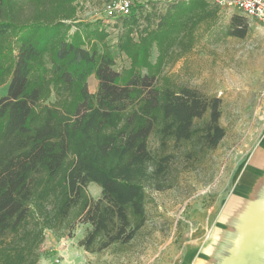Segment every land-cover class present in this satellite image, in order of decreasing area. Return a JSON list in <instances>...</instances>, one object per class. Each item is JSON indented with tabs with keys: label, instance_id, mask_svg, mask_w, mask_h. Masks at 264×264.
I'll list each match as a JSON object with an SVG mask.
<instances>
[{
	"label": "trees",
	"instance_id": "16d2710c",
	"mask_svg": "<svg viewBox=\"0 0 264 264\" xmlns=\"http://www.w3.org/2000/svg\"><path fill=\"white\" fill-rule=\"evenodd\" d=\"M77 1L0 0V264H38L45 233L77 223L90 227L78 243L86 252L129 243L147 191L169 189L178 160L197 163L225 137L220 100L163 74L218 24V8L134 2L112 21L129 63L116 72L106 25L80 22ZM247 27L233 16L226 33L243 39Z\"/></svg>",
	"mask_w": 264,
	"mask_h": 264
},
{
	"label": "rangeland",
	"instance_id": "374dc122",
	"mask_svg": "<svg viewBox=\"0 0 264 264\" xmlns=\"http://www.w3.org/2000/svg\"><path fill=\"white\" fill-rule=\"evenodd\" d=\"M113 1L78 0V19L83 23L102 21L106 25L105 42L115 58L113 69L120 72L129 63L115 46L118 31L106 10ZM129 1L150 3L157 9L166 5V0ZM218 12V24L211 30L200 29L196 46L166 65L163 74L176 86L220 100L219 123L225 137L219 146L186 167L178 160L169 189L147 191L146 222L129 243L98 253L86 252L78 243L90 227L77 223L71 232L45 233L38 264H54L56 259L63 264H172L182 249L183 238L194 228L192 214L218 207L229 194L241 162L257 142L264 125V24L237 9ZM233 16L248 23L243 39L226 33ZM6 89L7 85L0 87V97ZM94 90L90 83L88 91ZM53 101L54 98L49 100ZM150 146L155 149L156 143L151 140ZM87 192L93 199L100 197V189L94 184L87 187Z\"/></svg>",
	"mask_w": 264,
	"mask_h": 264
},
{
	"label": "crops",
	"instance_id": "0c3cea01",
	"mask_svg": "<svg viewBox=\"0 0 264 264\" xmlns=\"http://www.w3.org/2000/svg\"><path fill=\"white\" fill-rule=\"evenodd\" d=\"M87 83L96 92L94 76ZM192 215L194 228L172 264H245L256 241L264 240V125L222 203Z\"/></svg>",
	"mask_w": 264,
	"mask_h": 264
},
{
	"label": "built area",
	"instance_id": "2783aa9c",
	"mask_svg": "<svg viewBox=\"0 0 264 264\" xmlns=\"http://www.w3.org/2000/svg\"><path fill=\"white\" fill-rule=\"evenodd\" d=\"M218 9H237L244 15L259 23L264 24V0H206ZM131 2L129 0H115L110 3L106 10L111 16L110 20L115 21L130 14ZM54 264H63L61 259H56Z\"/></svg>",
	"mask_w": 264,
	"mask_h": 264
},
{
	"label": "water",
	"instance_id": "95a60500",
	"mask_svg": "<svg viewBox=\"0 0 264 264\" xmlns=\"http://www.w3.org/2000/svg\"><path fill=\"white\" fill-rule=\"evenodd\" d=\"M245 264H264V240L256 241L252 252L245 257Z\"/></svg>",
	"mask_w": 264,
	"mask_h": 264
}]
</instances>
